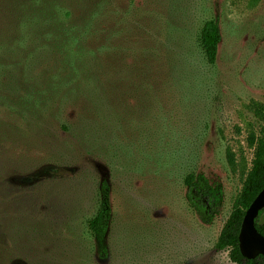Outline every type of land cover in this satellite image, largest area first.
<instances>
[{
    "label": "rangeland",
    "instance_id": "374dc122",
    "mask_svg": "<svg viewBox=\"0 0 264 264\" xmlns=\"http://www.w3.org/2000/svg\"><path fill=\"white\" fill-rule=\"evenodd\" d=\"M122 1L125 14L105 9L80 37L93 57L79 71L109 91L107 148L55 162L39 153L4 177L0 264H237L215 243L263 126L248 104H264V0ZM210 18L221 36L213 64L199 46ZM188 173L221 185L219 206L186 186ZM104 181L101 253L86 220Z\"/></svg>",
    "mask_w": 264,
    "mask_h": 264
},
{
    "label": "trees",
    "instance_id": "16d2710c",
    "mask_svg": "<svg viewBox=\"0 0 264 264\" xmlns=\"http://www.w3.org/2000/svg\"><path fill=\"white\" fill-rule=\"evenodd\" d=\"M116 1L0 0L2 187L6 185L2 182L9 172L24 171L35 164V159L45 157V160L55 162L70 155L77 157V148L84 154L90 153L91 149L107 148L99 145L106 141L102 136L105 132L100 129L109 128L111 118L110 114H103L109 113V91L101 86L94 71H79L82 60L86 65L93 57L91 49L86 50L80 42L84 38L80 37L90 34L94 23L99 20L96 17L102 12L107 13L105 9L110 11L120 5L124 11L116 8L125 14L126 5L122 0ZM220 37L217 19L205 20L199 32V46L208 64L216 60ZM87 55H91L90 59H86ZM78 106L81 114L73 113L72 118H68L69 110L76 111ZM248 108L263 126L259 133L250 134L248 144L253 148L250 166L247 168L244 164L242 167V187L215 247L228 250L230 259L237 264H264L262 255L244 258L238 246L245 210L264 187V104L253 100ZM39 153H43V157ZM232 156L230 154V160H233ZM184 181L189 189L198 188L212 209L222 202L221 185L210 183L202 173H188ZM98 189V210L86 222L100 252L104 253V236L109 221L105 212L107 181ZM263 211L264 208L255 218V226L262 235L264 219L261 220L260 216Z\"/></svg>",
    "mask_w": 264,
    "mask_h": 264
},
{
    "label": "water",
    "instance_id": "95a60500",
    "mask_svg": "<svg viewBox=\"0 0 264 264\" xmlns=\"http://www.w3.org/2000/svg\"><path fill=\"white\" fill-rule=\"evenodd\" d=\"M264 208V187L257 193L245 210L238 233V246L241 255L253 259L257 255L264 257V235L255 226V218Z\"/></svg>",
    "mask_w": 264,
    "mask_h": 264
}]
</instances>
